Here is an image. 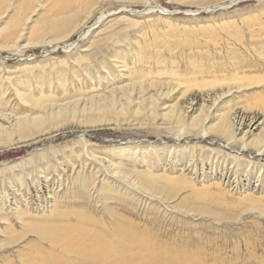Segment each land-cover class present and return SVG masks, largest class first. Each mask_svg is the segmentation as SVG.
<instances>
[{
	"label": "rangeland",
	"instance_id": "1",
	"mask_svg": "<svg viewBox=\"0 0 264 264\" xmlns=\"http://www.w3.org/2000/svg\"><path fill=\"white\" fill-rule=\"evenodd\" d=\"M67 223L264 264V0H0V264Z\"/></svg>",
	"mask_w": 264,
	"mask_h": 264
},
{
	"label": "bare ground",
	"instance_id": "2",
	"mask_svg": "<svg viewBox=\"0 0 264 264\" xmlns=\"http://www.w3.org/2000/svg\"><path fill=\"white\" fill-rule=\"evenodd\" d=\"M82 24L83 22L80 24V26ZM200 95L201 93H199L198 91H195L190 95L188 102L189 108L191 107L190 109H192L197 103V98L200 97ZM239 116H242V112L240 113V110H235L234 117L238 118ZM246 117L248 121L247 126L249 128L253 127V129H255L257 124H260L257 123L259 116L257 117L256 114L251 116L248 115ZM41 119V117L27 119V121H23V119H21L18 121L17 125H19L20 131L24 132L29 130V128L31 127H35L39 124H42L43 121ZM260 131L261 132L257 134V138H260L262 136L261 134H263V130ZM6 133L8 135L10 134L7 131ZM140 179L146 184L145 178L140 176ZM52 226V230L54 231L52 233H54V235L52 236L51 234L46 238L49 241L51 247L60 248L58 250H60L61 253L64 252L65 255L63 254L61 256L59 254H53L50 252V250L48 253H46V255L41 253L38 254L39 256H34V259H36L38 263L36 261L34 262L33 260L31 264H168L169 261L168 259L166 260V258H156L153 252L155 250L152 247L146 245L145 242H143L141 239L136 238L131 232H129L130 230L125 231L121 228H116L112 235H110L108 238L104 234L98 232V234L93 235L91 237L86 235L87 237L80 241V239L82 238L81 232H84V230L80 227H75L74 225H70L69 223L61 225L53 224L50 225V228H52ZM45 227L49 229V227ZM40 232L41 231H39V233ZM61 233L63 237H60L58 239V236H60ZM66 237L70 238L72 242H63L66 241ZM39 238L42 239L41 236ZM113 238L114 241H112ZM78 242H80L81 244L79 245ZM67 246H70L71 248H68ZM70 252L73 253L72 257H70V255L72 254ZM23 264L30 263L27 260Z\"/></svg>",
	"mask_w": 264,
	"mask_h": 264
}]
</instances>
